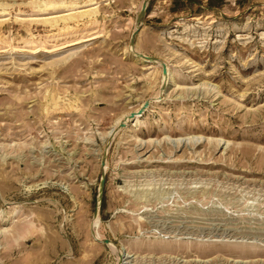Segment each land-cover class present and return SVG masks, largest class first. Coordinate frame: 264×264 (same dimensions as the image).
Wrapping results in <instances>:
<instances>
[{
    "label": "rangeland",
    "instance_id": "1",
    "mask_svg": "<svg viewBox=\"0 0 264 264\" xmlns=\"http://www.w3.org/2000/svg\"><path fill=\"white\" fill-rule=\"evenodd\" d=\"M0 264H264V0H0Z\"/></svg>",
    "mask_w": 264,
    "mask_h": 264
},
{
    "label": "water",
    "instance_id": "2",
    "mask_svg": "<svg viewBox=\"0 0 264 264\" xmlns=\"http://www.w3.org/2000/svg\"><path fill=\"white\" fill-rule=\"evenodd\" d=\"M143 4L146 5V2L143 3ZM143 6H144V5H143ZM144 10H145V6H144V7H141V10H140V12H139V14H138V17H137V22L140 21L142 15H143V13H144ZM134 35H135V32L133 33L132 38H131V41H130L131 45H133V42H134ZM165 72H166V66H165V64L163 63V65H162V73L165 74ZM148 102H149L148 100L145 101V103L142 105V107H141V108L139 109V111H138L139 114H140L141 112H143V110L147 107ZM125 123H126L125 121H122L121 123H119L117 129H120V128L124 127V126H125ZM102 165H104V161H103V160H102ZM103 182H104V178H103V175H102L101 180H100V183H99V193L102 192ZM104 241L107 242L108 240L105 239Z\"/></svg>",
    "mask_w": 264,
    "mask_h": 264
},
{
    "label": "bare ground",
    "instance_id": "3",
    "mask_svg": "<svg viewBox=\"0 0 264 264\" xmlns=\"http://www.w3.org/2000/svg\"><path fill=\"white\" fill-rule=\"evenodd\" d=\"M70 17H71V16H70ZM165 74H166V72H165ZM165 74L162 73L163 76H164ZM167 78H168V77H167ZM167 82H168V81H167ZM137 118H138V114H137V113H134V118H133L131 121L133 122V121L136 120ZM90 226H91V228H92V224H91ZM27 229L30 230L31 228H27ZM93 229H95V228H93ZM29 230H28V231H29ZM90 230H91V229H90ZM14 231H15V230H14ZM28 231H26V232H24V233H28ZM11 232H12V231H11ZM11 232H10V233H11ZM12 233H13V232H12ZM14 234H17V233H14ZM95 235L97 236V233H96ZM12 237L15 238V235L12 236ZM16 237H19V235L16 236ZM20 237H21V236H20ZM20 237H19V238H20ZM98 237H99V236H98ZM14 238H13V239H14ZM19 238L16 239L15 241L19 240ZM22 238H23V237H22ZM15 241H14V242H15ZM19 241H20V240H19ZM16 243H17V242H16Z\"/></svg>",
    "mask_w": 264,
    "mask_h": 264
}]
</instances>
